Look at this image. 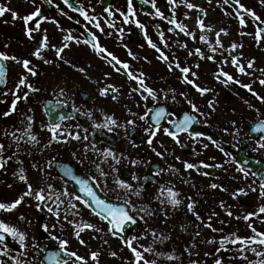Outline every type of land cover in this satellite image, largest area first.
<instances>
[{
    "label": "flooded vegetation",
    "instance_id": "flooded-vegetation-1",
    "mask_svg": "<svg viewBox=\"0 0 264 264\" xmlns=\"http://www.w3.org/2000/svg\"><path fill=\"white\" fill-rule=\"evenodd\" d=\"M177 1L180 6L184 5L183 0ZM70 3L77 9L83 8L95 20H85L79 11H73L62 0H52L51 4L35 0L41 18L29 22L28 27L39 22L40 28L32 32L29 39L21 19L13 20L10 12L0 17V53L19 61H30L29 67L37 73L30 75L16 60L0 61L5 69L4 81L0 83V101H3L0 103V144L4 146L0 156L7 160L0 169V202L11 203L27 190V185L19 179L21 170L33 189L44 188L48 194L47 185H51L53 200L65 191L88 200L79 192L75 181L64 175L65 168H70L74 176L88 181L100 199L106 203H121L126 211L136 215L142 221L139 232L147 229V236L163 228L157 227L160 220L169 223V218L183 207V201L192 198L201 205L200 212L245 216L254 211L257 214L249 218L252 224L264 226L263 215L258 211L264 206L258 178L264 175V147L259 146L264 133L251 131L255 123L264 121V85L260 84V80H264V32L259 41L256 39L257 30L264 28V4L257 0H239L238 3L228 0L227 4L217 0L213 18L208 19L210 13L200 10L194 19L195 33L182 36L180 30L173 34L176 25L171 21L174 19L177 24L186 26L184 13L177 14L168 0H149L148 3L131 0L134 15L128 11V0H70ZM0 6L17 12L19 17L35 10L31 0H0ZM245 9L254 12L259 20H254ZM157 10L163 19L156 15ZM125 16L128 23L124 22ZM241 17L245 21L243 26L239 22ZM198 18L203 22V30L197 24ZM137 22L144 27L138 28ZM202 35L205 41H201ZM44 36H47V45L41 50L42 59H38L32 53ZM65 36L72 39L66 41ZM149 41L156 47H151ZM233 44L237 46L235 49ZM93 45L105 52L98 54ZM57 48H63L60 57L56 55ZM161 52L166 60L160 58ZM108 53L127 64L128 69L116 64ZM233 57L238 61L237 66L232 64ZM150 59L164 64L165 68L150 75L146 67ZM249 61L253 62L251 68ZM185 67L189 69L187 74L180 71ZM238 67H243L244 72L238 71ZM128 72L142 79L143 86L129 79ZM220 73L231 75L239 83L226 81ZM22 75L38 91L17 89ZM185 78L208 91L201 95ZM242 84L250 85L251 90L241 87ZM108 85L117 91L109 89L101 96L100 89ZM144 86L156 93V101L151 97L142 99L148 96L143 91ZM14 91L21 97L27 92V99L18 100L15 111L5 117L3 113L8 111ZM253 92L257 95H252ZM191 105L198 111L193 112ZM156 107H163L172 115L161 120L160 130L149 145L145 131L148 124L139 116L146 108ZM152 114L146 117L149 124ZM185 114L195 120L188 132L178 134L180 143L177 144L163 129L175 131L168 120H181ZM28 117L32 118L30 134L37 137L38 143L29 142L25 134ZM106 117L116 121L114 126L110 125L112 131L93 126L104 124ZM129 120L134 124H129ZM55 123L61 126L57 133L61 142L52 141V133L47 129L49 124ZM188 133L202 135L194 139ZM73 135L80 139H72ZM105 149L114 155L105 156ZM156 152L162 155L157 156ZM185 162L196 167L186 170ZM237 163L250 169L249 175L239 172ZM251 172L258 175L253 176ZM117 180L130 185V189L119 187ZM212 184L218 187L212 188ZM162 187H171L178 193L176 199L180 203L175 206L169 203L167 193L161 195ZM239 189L244 192L239 193ZM60 200L63 203L59 222L46 210H37L36 201L31 197H25L12 212L0 211V220L25 233L27 244L25 249H20L5 234L0 251L7 247L8 254L0 255V264H13L14 260H20L21 264H47L43 260L45 253L40 252L39 247L56 251L58 245L43 231L42 224L48 225L51 235L67 240L69 250L84 256L88 264H97L90 259V252L99 253L98 264H133L126 258L128 247L109 233L107 221L95 214L91 201L90 207H85L72 199V195H61ZM69 202L76 204V209H71ZM48 203L54 207L51 201ZM66 211L78 212L75 216L69 214L68 220L92 224L100 231H82L80 238L85 243L81 245L75 238L73 226L64 220ZM20 216L24 219L20 220ZM32 241L37 247H33ZM112 252L116 256L110 255Z\"/></svg>",
    "mask_w": 264,
    "mask_h": 264
},
{
    "label": "snow or ice",
    "instance_id": "snow-or-ice-1",
    "mask_svg": "<svg viewBox=\"0 0 264 264\" xmlns=\"http://www.w3.org/2000/svg\"><path fill=\"white\" fill-rule=\"evenodd\" d=\"M46 2L48 4H51L52 0H46ZM62 2L67 7L71 8L73 11H79V14L81 16H83L85 20H95V17H89L85 13L83 8L77 9L76 7H74L70 3V0H62ZM142 2L148 3L149 0H142ZM224 2L227 4L228 0H224ZM236 2L238 3L239 0H236ZM31 3L33 4L35 10L32 11L31 13L27 14V15H24L23 17H19L17 12L9 9L8 7L0 6V17L4 16L5 13L10 12L13 20H16V19L22 20V22L25 26V33H26V35H28L29 39H32V32L38 31L40 28L39 22H35L34 26L29 28L28 27L29 22L35 21L36 18H41V10L39 7L35 6V0H31ZM168 3L170 5H174V0H168ZM185 6L189 9L196 7L195 5H193L191 3H186V2H185ZM240 7L243 8V5H240ZM105 11H108V9L105 8ZM128 11L130 14L134 15L131 0H128ZM245 11L254 20H259V17L256 16V14L254 12H252L251 10L245 9ZM61 14L63 15L64 13H61ZM156 15L160 16L163 19V16L159 12V10H157ZM69 19H71V17H69ZM52 22L56 23L55 21H52ZM124 22L128 23L127 16H125ZM239 22L242 26L245 23V21L242 17L240 18ZM171 23L175 24L176 27L179 28V30L181 32H185L186 35H189V33L186 32L185 27L183 25L177 24L174 19L171 21ZM262 23H264V22H262ZM197 24L200 26L201 30L204 29L203 22L199 18L197 19ZM95 26L97 28H99V24H97ZM137 27L142 29L144 26L137 22ZM262 31H264V29H258L257 30V32H256L257 41H259ZM217 35H219V33H217ZM64 39L67 41V40H71L72 37L71 36H65ZM93 39H95V37H93ZM200 39H201V41H205V37L203 35L200 37ZM85 43H88V41H85ZM149 44L153 48L156 47L154 44H151V41H149ZM217 44L219 45V40H217ZM46 45H47V36H44L42 42L37 47L36 51H34L32 53V55L37 57L38 59H42L40 53H41V50ZM67 46H68L67 44L64 45L65 48ZM93 47L97 51L98 54L101 52H105V49L99 47L98 45H93ZM236 47L237 46L235 44L232 45L233 49H235ZM156 50L158 52L160 51L159 49H156ZM61 52H63V48H57L56 49L57 57H60ZM196 52H197V54H200L199 49H197ZM129 54L131 55V53H129ZM107 55L111 56V59L113 61H115L116 64L121 65V67L124 68L125 70L128 69L127 64H122L121 61H119L111 53H108ZM160 58L165 59V60L167 59V57L164 56V54L162 52L160 53ZM8 59L16 60V57H8L5 54L0 53V61L8 60ZM208 59H212V57H208ZM16 62L20 63L22 65V67L26 70V72L29 73L30 75L35 76L37 74L33 68L29 67L30 61H28V60H23V61L16 60ZM48 62L49 61H45V63H48ZM232 64L234 66L238 65V61L236 60L235 57L232 58ZM252 64H253V62L249 61L248 67L251 68ZM176 67L179 68V65L177 64ZM78 70L83 71V69H78ZM117 71H119V69H117ZM180 71L182 73L187 74L189 72V69L185 67V68H181ZM238 71L243 73L244 68L238 67ZM127 75L129 77V79L137 80V83L143 86V80L142 79H137V77L134 76L131 72H128ZM142 75L143 74H141V76ZM193 75H195V74L193 73ZM220 75L225 76L226 81H232L234 83H239V81H234L233 77L227 73H220ZM4 76H5V69H4L3 64H0V83H3ZM185 82L188 84H191L192 87L195 88L196 91H198L201 95H203L205 92L208 91V89H206V88L198 87L197 85H195L193 83V81L188 80L187 78H185ZM260 84L264 85V80H260ZM240 86L243 88L251 90L250 85L242 84ZM21 87L27 88L29 91H38V89L33 88L30 84H28L26 82V77L23 75L20 77L18 84L16 85L17 89H20ZM109 89L113 92L117 91V89L114 88L112 85H108L106 88L100 89V95L101 96L106 95V93L108 92ZM133 91H136V89H133ZM143 91L146 92L148 94V96H142V99L147 100L148 97H151L153 101H156V99H157L156 93L152 89L144 86ZM12 95H13L14 99L11 101V105H10L8 111H5L3 113V116H5V117L9 116L13 111H15L18 100L27 99V92L24 93L23 97L17 96L15 91L12 93ZM252 95L256 96L257 94L255 92H253ZM257 98H259V97H257ZM113 99H116V97L113 96ZM0 103H3V101H0ZM60 103H63V102L61 101ZM189 103H191V102L189 101ZM209 106H211V105H209ZM191 107H192L193 112L198 111V109L196 108L195 105H191ZM149 113H153L151 116V121H152L151 124H149L148 120L146 119V117H148ZM133 115H135V114H133ZM169 115H172V114L166 113L165 109L163 107H156V108H146L144 114L139 116L140 120L144 121L145 124H148V127L145 129V131H146L147 136H148L147 143L149 145L152 144L153 137H155L157 132L160 130L161 120L165 119L166 116H169ZM64 118L65 117H61L60 119H64ZM27 119H28V125H27V132L25 134L28 135V141L33 142V143H38L37 137L35 135L30 134L32 118L28 117ZM194 120H195V117L188 115V114H185L183 116V119H181V120H176V119L168 120V123L175 128V131H170L168 128H164L163 132L165 135L171 137L172 140H174L177 144H179L180 141L177 138L178 134L181 132H188V129ZM128 123L134 124V122L131 120H129ZM115 124H116V121L112 117H106V122L104 124H94L93 126L97 127V128H107L108 131H112V127H110V125L114 126ZM60 127L61 126L59 123L49 124L47 126L48 131L50 133H52V137H51L52 141L61 142L57 139V133H58ZM251 131L255 132V133H264V121H258L257 123H255V125L252 127ZM188 134L190 136H192L194 139L197 136L202 135L201 133H188ZM72 139L78 140V139H80V137L78 135H73ZM85 139H87V137H85ZM208 139L212 140L211 137H208ZM260 139H261V142H259V146L264 147V136H261ZM16 142L19 143L18 140ZM212 143L215 144L216 142L214 140H212ZM204 147L206 148L207 145H204ZM3 150H4V146L2 144H0V154H2ZM220 150L223 151L222 148ZM104 155L105 156H113L114 154L110 150L105 149ZM156 155L161 156L162 154L160 152H156ZM227 155H230V154H227ZM233 162L235 163V161H233ZM133 163L135 164L136 161H133ZM244 163L246 164L247 161H244ZM6 164H7V160L3 159L2 156H0V169H3ZM203 166L207 167V165H203ZM33 167H36V165H33ZM184 167L187 170V169H193L196 166L193 165L192 163L185 162ZM217 167H219V165H217ZM237 170L239 172L243 173L244 176L249 175V172L251 171L250 169H246V168L242 167L239 163H237ZM251 174L253 176L258 175L256 172H251ZM64 175L75 181V183L79 186V192L83 193V196L87 197L88 200H84L79 195L70 194L67 191L56 195L55 200H53L52 186L51 185H47L48 194H45L44 188L33 189L32 185L30 183H28L27 177L23 174V170H21V173L19 174V179L27 185V190L21 196H19L17 199L12 201L11 203L0 202V211L12 212L14 209L17 208V206H19L22 203V201L24 200L25 197H31L32 199H34L36 201L35 207L37 208V210H46L47 213L56 217L57 222H59V220H60V208H61V204L63 203V201L60 200V196L61 195H63V196L72 195V199L77 200L80 203L84 204L85 207H90L89 201H91V205H95V214L97 216H99L100 219L107 221V223L109 225L108 231L112 235H116L117 233L123 232L125 230V226L128 223H135L134 218L131 215H129V212L126 211L124 207H116V206L109 204V203H106L104 200L100 199L96 195L95 191H93L92 187L89 186L88 181L74 176L70 168H65ZM101 175H104V173H101ZM133 178H135V177H133ZM258 178L260 180L259 195H260V197L264 198V175H259ZM116 183L119 187L130 189V185H127L120 180H117ZM211 187L216 188V187H218V185L212 184ZM251 190L256 191L257 189L251 188ZM165 192L167 193V198H168L169 203H171L174 206L178 205L180 203V201L178 199H176V197L178 196V193H176L171 187H168V188L162 187L161 188V195H163ZM238 192L243 193L244 189H239ZM49 201L52 202L54 207L49 205V203H48ZM161 202L163 203V201H161ZM125 203H127V201H125ZM69 207L71 209H76V204H72L71 202H69ZM188 209H189V211H192L193 205L189 204ZM143 210L144 209H141V211H143ZM258 211L260 214H264V206L259 207ZM69 214L75 216L78 214V212L69 213L66 211L65 215H64V220L73 226L75 238L79 241V243L81 245H84V243H85L84 240L80 238V234L82 231H84L85 229L100 231V229L94 228V226L92 224H88V223L76 224L73 221L68 220ZM256 214H257L256 212L251 211L244 216V219L248 220L251 216H254ZM228 215H231V213L229 212ZM19 219L23 220L24 217L20 216ZM197 219H200V217L197 216ZM53 227H55V225H53ZM206 227H211V225L207 224ZM41 228L43 229V231L45 233H48L49 238L53 241H56L57 245H58V250H56V251H46V246H40L39 247V251L45 253L43 260L46 261L47 264H88V259H86L84 256L79 255L76 251L69 250L67 240L61 239L55 235H51V233L49 232V228H48L47 224H42ZM249 228L252 229V232L255 234V236H258V237L264 236V234L257 232L256 229L252 227V225H249ZM213 230L215 231V229H213ZM5 234L7 236L11 237L19 245L20 249H25L27 247L25 233L21 232L15 226L10 225V224L5 223L4 221L0 220V245L4 244V242H5ZM135 239H138V237H132L131 240L122 241L123 243H126V246L129 248L130 252L132 253V256L134 258L133 264H140L141 261L143 262V264H155V261H149V260L145 259L144 255L132 246V240H135ZM247 239L249 241H253L254 237L250 236ZM237 242L244 244L245 240L243 238H239V237L232 240V243H237ZM255 242H258L259 244L264 245V238H261ZM223 243H224V241L222 240L221 246H223ZM32 244H33V247H37V245L35 244V241H32ZM144 251L145 252H151L152 249L151 248H145ZM241 251H243V249H241ZM253 251H255V249H253ZM7 254H8V248L7 247H5L3 251H0V255H7ZM21 254H23V253H21ZM89 255H90V259L92 261H96L98 264L99 253L98 252H90ZM110 255L116 256V253L112 252V253H110ZM256 255L259 256V255H261V253L256 252ZM169 258L171 259V257H169ZM13 264H21V261L20 260H14ZM215 264H221V261L219 259H217L215 261Z\"/></svg>",
    "mask_w": 264,
    "mask_h": 264
},
{
    "label": "rangeland",
    "instance_id": "rangeland-1",
    "mask_svg": "<svg viewBox=\"0 0 264 264\" xmlns=\"http://www.w3.org/2000/svg\"><path fill=\"white\" fill-rule=\"evenodd\" d=\"M183 1L184 5L182 6L176 0L174 5H170V7L177 14L183 15L184 13L182 16L184 18L183 22L186 24L184 27L186 32L190 34L195 33L194 19L197 17L200 9L210 13L207 18L212 19L215 10L213 8L218 7L216 4L217 0ZM257 1L264 4V0ZM185 2L191 3L196 7L189 9L185 6ZM177 32H179V29L175 27L173 34H177ZM181 34L184 36L185 32ZM146 67L150 75H153L163 70L165 65L160 62L158 63L155 59H150ZM166 81L164 78V82ZM196 201L197 199L194 198L183 201V207L179 213H174L169 218V223L165 221L161 222L162 220H160L157 227L163 228H157L156 232H152V235L156 236V241H153V243L149 244L150 240L143 242V239L147 236V229L136 233L134 237H138V239L133 240L134 248L137 250L141 247L143 249L151 248V252H145L143 255L145 259L155 261V264H215L217 259L221 261V264H239L240 261H244L246 264H264L262 261L264 245L247 239L252 233L249 225H252L257 232L262 234H264V226H259V224H255L257 226H254L251 219L244 220V215H227L224 212L217 214L212 212L207 213L205 210L200 212L199 206L201 205ZM189 204L193 205L192 211L188 209ZM262 215V221H264V214ZM197 216L200 219H197ZM207 224H210L211 227H206ZM153 226L156 225L154 224ZM237 237L243 238L245 243H232V240ZM222 240L224 241L223 246H221ZM145 243L146 245H143ZM256 252L261 253V255H256ZM140 264H143V262L141 261Z\"/></svg>",
    "mask_w": 264,
    "mask_h": 264
},
{
    "label": "water",
    "instance_id": "water-1",
    "mask_svg": "<svg viewBox=\"0 0 264 264\" xmlns=\"http://www.w3.org/2000/svg\"><path fill=\"white\" fill-rule=\"evenodd\" d=\"M134 220H135V223H134V228L133 229H129V230L126 229V230H124L121 233H117L116 236L122 238L124 241L128 240V237L130 236V231L131 232H132V230L136 231L139 228V226H140V222L136 218H134ZM128 256L132 257V254L128 253Z\"/></svg>",
    "mask_w": 264,
    "mask_h": 264
},
{
    "label": "bare ground",
    "instance_id": "bare-ground-1",
    "mask_svg": "<svg viewBox=\"0 0 264 264\" xmlns=\"http://www.w3.org/2000/svg\"><path fill=\"white\" fill-rule=\"evenodd\" d=\"M262 261L264 262V256H263V259H262Z\"/></svg>",
    "mask_w": 264,
    "mask_h": 264
}]
</instances>
